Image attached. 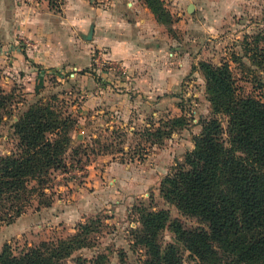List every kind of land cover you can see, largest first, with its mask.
<instances>
[{"label":"rangeland","instance_id":"rangeland-1","mask_svg":"<svg viewBox=\"0 0 264 264\" xmlns=\"http://www.w3.org/2000/svg\"><path fill=\"white\" fill-rule=\"evenodd\" d=\"M162 2L172 24L158 23L167 40L157 75L149 74L157 88L147 93L134 88V77L122 74L127 67L112 63L95 65L98 72L91 71L86 79L82 72L75 77L69 71L47 74L34 89L7 82L0 70L1 89L10 96L0 128V157L16 151L14 125L30 107L48 106L72 121L66 169L52 172L45 196H35L20 218L0 228V255L6 244L19 255L42 242L68 239L81 225L93 223L90 245L66 264L98 254L107 257L106 264H142L144 251L135 246L132 233L139 227L137 209L142 208L164 210L188 229H208L167 203L160 185L183 164L203 123L213 117L200 65L228 68L239 97L260 96L257 82H264V73L253 61L264 55L254 43L264 32V0ZM259 48L264 49L263 42ZM144 62V72L154 69L151 57ZM160 84L164 88L158 89ZM216 118L226 128L227 119ZM173 119L180 123L169 137L149 140L148 129L166 133ZM173 239L168 229L159 236L163 247ZM181 252L183 264H192L189 253Z\"/></svg>","mask_w":264,"mask_h":264},{"label":"trees","instance_id":"trees-1","mask_svg":"<svg viewBox=\"0 0 264 264\" xmlns=\"http://www.w3.org/2000/svg\"><path fill=\"white\" fill-rule=\"evenodd\" d=\"M49 1L56 8L57 1ZM141 1L158 23L172 24L162 0ZM261 42L264 32L254 39L256 52H264ZM253 64L264 73V55ZM200 72L213 117L203 123L183 164L162 181L160 194L182 215L208 229H188L164 210L142 208L137 209L139 227L132 231L133 242L144 251L142 264H183L181 250L189 253L192 264H264V82H257L259 97L242 98L228 68L202 64ZM9 100L0 86V128ZM216 116L227 119L226 128ZM179 123V119L168 121L166 133L148 129L149 140L169 137ZM71 125L70 117L44 105L30 107L14 125L16 151L0 157V228L20 218L35 196H45L52 172L66 169ZM73 153L78 155V150ZM93 225H81L68 239L42 242L19 255L6 244L0 264H66L76 251L90 245ZM164 229L174 239L163 247L159 236ZM106 262L104 254L76 260V264Z\"/></svg>","mask_w":264,"mask_h":264},{"label":"crops","instance_id":"crops-1","mask_svg":"<svg viewBox=\"0 0 264 264\" xmlns=\"http://www.w3.org/2000/svg\"><path fill=\"white\" fill-rule=\"evenodd\" d=\"M56 1L55 8L49 0H0V70L7 82L34 89L47 74L82 72L86 79L98 72L95 65L112 63L127 67L122 74L134 77L135 89L157 88L149 74L157 75L167 34L141 0ZM146 56L154 69L144 72Z\"/></svg>","mask_w":264,"mask_h":264},{"label":"water","instance_id":"water-1","mask_svg":"<svg viewBox=\"0 0 264 264\" xmlns=\"http://www.w3.org/2000/svg\"><path fill=\"white\" fill-rule=\"evenodd\" d=\"M88 39H91V33L89 34Z\"/></svg>","mask_w":264,"mask_h":264}]
</instances>
